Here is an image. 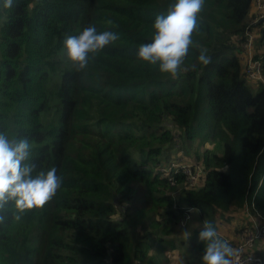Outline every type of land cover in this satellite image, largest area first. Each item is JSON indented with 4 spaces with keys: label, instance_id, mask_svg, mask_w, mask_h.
<instances>
[{
    "label": "trees",
    "instance_id": "obj_1",
    "mask_svg": "<svg viewBox=\"0 0 264 264\" xmlns=\"http://www.w3.org/2000/svg\"><path fill=\"white\" fill-rule=\"evenodd\" d=\"M174 2L14 0L6 9L0 0V131L26 137L37 170L54 166L62 179L43 209L19 220L9 203L0 264H156L151 241L164 243L167 223L177 224L183 208L199 209L192 214L201 227L229 221L250 202L264 217V82L250 88L238 58L251 0H204L176 79L136 55L151 42L155 17ZM89 25L120 38L77 72L63 40ZM201 50L208 66L197 59ZM198 138L219 141L222 151L199 156L201 182L182 184L172 197L157 164L179 139ZM134 185L165 222L154 220L160 230L135 234V242L133 217L121 206L133 199ZM200 230H192L198 254L184 264H202Z\"/></svg>",
    "mask_w": 264,
    "mask_h": 264
},
{
    "label": "clouds",
    "instance_id": "obj_2",
    "mask_svg": "<svg viewBox=\"0 0 264 264\" xmlns=\"http://www.w3.org/2000/svg\"><path fill=\"white\" fill-rule=\"evenodd\" d=\"M14 0H3V7L11 9ZM204 0H175L169 5L166 14L157 15L152 23L154 35L150 43L141 44L137 59L148 65H158L161 73L172 79L178 78L184 60L193 46V33L198 31V17L202 12ZM105 23L112 25V21ZM114 31L98 32L94 25L85 27L78 35H67L63 40V50L72 68L83 71L90 56L94 57L119 39ZM198 61L204 66L212 60L201 50ZM62 179L57 168L37 170L31 162V144L26 137H10L0 131V224L6 219L7 206H14L16 220L27 210L43 209L61 187ZM193 213L199 209H191ZM191 233L188 234V237ZM198 240L204 243L202 264H234L238 250L226 240L219 238L211 222L201 227Z\"/></svg>",
    "mask_w": 264,
    "mask_h": 264
},
{
    "label": "rangeland",
    "instance_id": "obj_3",
    "mask_svg": "<svg viewBox=\"0 0 264 264\" xmlns=\"http://www.w3.org/2000/svg\"><path fill=\"white\" fill-rule=\"evenodd\" d=\"M248 20H250V15L249 17H247L246 23L248 22ZM242 43L243 41L240 44V48ZM262 51H264V40L259 41L258 39H256L255 53ZM238 58H241L240 54L238 55ZM246 83L250 88L255 89L258 86L259 82L249 81L246 79ZM220 145L221 144L217 140L203 141L201 138H198L191 142H186L179 139L174 147H167L164 150V153L168 154V156L167 159L161 162L165 161L168 164L173 163L180 165H200L198 161L199 156H201L207 149H213L214 152L220 153L222 151V146L220 149ZM161 162L157 164V167ZM182 182H170V186L175 188L171 193L172 197L175 196V192L180 189L181 185L183 184ZM134 189L135 192L132 197L133 199L130 202L121 205L127 211H129L128 213L130 214V217H133V220H131L130 218V222L132 224V227L130 228V237L132 238L133 242H135V239H133L135 237V234H138V236L144 234L145 236V234L150 233L148 231L145 233L146 230L155 229L159 231L161 227L158 225V223L164 222L160 215V213H162L161 209L159 211H151L150 207H146L145 195L141 185H134ZM192 213L193 212L190 213V217L184 226H181L179 222L177 224H171L172 222L167 223L169 224V226H166V228L169 227L170 231L167 235L163 236L165 241L162 245L157 243V239L151 241L152 248L151 251H149L148 255L153 256L156 264H184L187 259L190 258V260H193V256L198 254L195 249H193L196 241L192 237V230L194 228L200 230L201 224L196 214ZM147 219L149 220L147 221ZM154 220L158 221V223H154ZM233 221L234 220H230L229 223L232 224ZM143 223L144 226H147L146 229H143ZM227 223V219L220 217L214 223L218 236L221 239L223 238V234H221L219 231H222L221 228L224 227V224ZM189 233H191V235L188 237ZM152 237L153 236L151 235L149 236V238Z\"/></svg>",
    "mask_w": 264,
    "mask_h": 264
},
{
    "label": "built area",
    "instance_id": "obj_4",
    "mask_svg": "<svg viewBox=\"0 0 264 264\" xmlns=\"http://www.w3.org/2000/svg\"><path fill=\"white\" fill-rule=\"evenodd\" d=\"M251 13V14H250ZM250 20L246 23L243 43L239 54L243 65V75L249 81L264 82L262 71L264 51L255 53V41L260 39L264 29V0H251V7L248 13ZM264 38V36H263ZM200 163V162H199ZM167 165V166H166ZM157 171L161 178L170 182H176V177L183 176V184L187 188H193L201 182L203 166L180 165L161 162ZM184 215L179 224L184 226L193 208H183ZM244 220L237 226L231 238L223 236L234 249L238 250V256L234 264H263L264 259V217L254 209L253 202L243 207Z\"/></svg>",
    "mask_w": 264,
    "mask_h": 264
},
{
    "label": "crops",
    "instance_id": "obj_5",
    "mask_svg": "<svg viewBox=\"0 0 264 264\" xmlns=\"http://www.w3.org/2000/svg\"><path fill=\"white\" fill-rule=\"evenodd\" d=\"M230 220H234L232 224H230ZM244 220L243 210H239L237 214H235L231 219H229L227 224H224V227L221 228L222 231H219L226 238H231L236 230L237 226L240 225Z\"/></svg>",
    "mask_w": 264,
    "mask_h": 264
}]
</instances>
